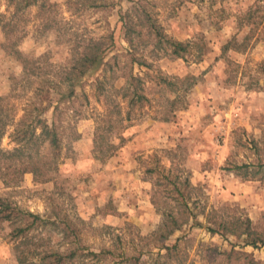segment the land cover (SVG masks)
Instances as JSON below:
<instances>
[{
	"label": "rangeland",
	"instance_id": "1",
	"mask_svg": "<svg viewBox=\"0 0 264 264\" xmlns=\"http://www.w3.org/2000/svg\"><path fill=\"white\" fill-rule=\"evenodd\" d=\"M137 1L42 0L15 14L0 0L3 150L14 148L22 116L36 115V89L65 78L74 46L106 49L75 96L60 84L63 100L52 94L40 114L60 136L51 180L26 173L5 187L0 176V198L71 221L94 250L142 252L145 264H155L170 216L186 222L164 241L176 249L160 263L264 264V0H141L166 39L188 46L180 57L146 28L130 49L121 17ZM129 73L141 79L142 106L112 88ZM103 75L106 95L95 86ZM10 230L0 223V264H18Z\"/></svg>",
	"mask_w": 264,
	"mask_h": 264
},
{
	"label": "trees",
	"instance_id": "2",
	"mask_svg": "<svg viewBox=\"0 0 264 264\" xmlns=\"http://www.w3.org/2000/svg\"><path fill=\"white\" fill-rule=\"evenodd\" d=\"M40 1L42 0H8V3L14 5L16 14L21 9L35 5ZM253 7L254 5L249 7L244 18L248 22L254 16ZM121 23L125 41L130 49L134 48V42L141 33L137 28H146L149 38L154 40V44L160 49L168 45L171 54L177 57L187 52L188 46L186 44L165 38L152 15L142 6L141 0L134 3L132 9L121 17ZM6 26L7 24L3 23V30ZM244 43L242 42L235 50L239 51L241 46H245ZM101 46L102 44L99 42L93 41L85 45L74 46L69 71L65 78L58 83H53L47 90L44 87L36 89L35 110L37 113L34 117H31L32 115L29 113L22 116L19 124L13 130L12 138L15 146L11 150L1 148V141L7 125L3 111H0V176L5 187L16 186L26 173L33 174L36 179L42 176L43 182L51 180L50 173L56 170V164L61 155L60 136L56 122L53 120L49 125L47 121L40 118V114L51 104L50 96L52 94H57L59 101L63 100L65 95L58 91L61 87L60 84L63 83L68 86L66 98L75 96L74 88L77 82L96 63L101 61V54L106 50L105 47L102 48ZM226 48L228 47L226 46ZM129 63L131 66L135 63L138 66L145 64L133 58L130 59ZM24 65L23 71L26 70ZM109 70L112 71L111 64L104 63L103 71L108 72ZM120 78L124 80L123 86L118 89L113 86L112 88L117 95L121 94V97L127 100L130 108L142 106L147 102L139 77L129 73ZM117 79L119 78L115 80ZM105 83L106 75L97 78L95 81L96 90L102 95H106L107 92ZM3 100L4 98L0 97V103ZM44 102H47V106L43 105ZM54 109L56 110L57 107ZM24 112H27L26 109ZM128 114L127 118H129ZM38 128L39 133H36ZM41 148L46 150L48 154H44ZM170 219L168 225H165L166 227L157 235L156 240L160 241V244L157 243L155 247L158 250L155 264H163L159 260L168 258L170 252L176 249V245L168 247L164 241L186 222L179 221L172 216ZM0 223H7L11 228L9 234L14 244L13 249L18 264H145L141 260L142 252L138 255H131L123 251L122 246H119V244L121 245L119 236H116L115 242L119 246L117 249L101 247L94 250L84 242L80 229L71 221L33 214L19 208L5 198H0ZM210 230L214 232V230ZM162 251L165 253L161 254Z\"/></svg>",
	"mask_w": 264,
	"mask_h": 264
}]
</instances>
